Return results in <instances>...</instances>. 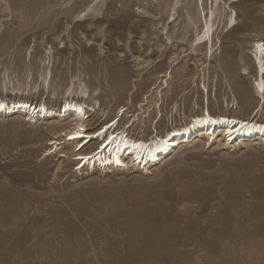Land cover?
<instances>
[{"label": "rangeland", "instance_id": "1", "mask_svg": "<svg viewBox=\"0 0 264 264\" xmlns=\"http://www.w3.org/2000/svg\"><path fill=\"white\" fill-rule=\"evenodd\" d=\"M212 8L211 48L197 38ZM263 38L264 0H0V98L59 107L72 88L97 107L91 130L120 112L142 139L208 106L264 121ZM25 115L0 116V264H264V139L197 134L150 172L93 173L71 146L48 153L67 121Z\"/></svg>", "mask_w": 264, "mask_h": 264}, {"label": "bare ground", "instance_id": "2", "mask_svg": "<svg viewBox=\"0 0 264 264\" xmlns=\"http://www.w3.org/2000/svg\"><path fill=\"white\" fill-rule=\"evenodd\" d=\"M218 2L219 0H212V3H215V5H217ZM213 16L214 12L212 8L211 14L205 15L204 28L206 30L201 36L199 35V37L197 38L199 44H210L211 48L213 47V29L215 25V20ZM231 24L233 25V23ZM254 45L256 47V50L254 51L255 58L253 57L252 60L256 67L257 85H254L255 94L252 98L254 103L259 102L257 105L258 107L261 102V99L264 100V38L255 40ZM48 74L49 73L45 72L42 75L45 83L48 81ZM1 89L2 85L0 84V90ZM84 92L86 93V91ZM208 92L209 90L207 89V93ZM237 92L239 98L242 101L246 100L249 97L248 92L243 89H238ZM82 98H84V96H82ZM63 100L64 101L59 107H49L46 105L45 102L35 103L29 101L28 99L0 98V116L26 113L25 116H27L31 120H35V117H45L46 119V116H48V118L51 117L50 119H52L51 121L53 122L54 127H58V125L63 126L61 122L67 121V125L64 126L61 130H59L60 133H56L55 137L50 140L48 145L52 147L48 149V153L53 152V147H56L55 150L59 149L58 145L61 144H66L64 148L71 146L70 148L72 149V156L74 157L73 159L78 160V163L75 164V167L80 170L86 168L88 171L92 170L93 173L95 171L102 170L115 171L130 168H137L138 170H141L142 164H146L144 166V169L142 170L150 172L151 168L157 165H151V162L156 161L158 162V164H160L163 163L167 159V157L173 156L175 153L181 150L183 146H185L183 144H185L186 141H189L193 138L192 134L195 131L193 129H196L198 125L203 124L205 122H215V115H221L222 117H225L226 119H223V121L229 124V126L227 125L228 128L234 125V123L236 122H238V124L241 126V128L236 131H233L232 127L228 130L229 133L236 134L246 132L249 134H257L259 132L264 136V121H260V118L258 119L259 110L255 113L254 116L251 115L249 118L237 119L242 117L239 115L229 116V114H214L215 112L212 114L208 106L207 112L204 111L202 114H196L195 116H193L192 120L189 123L174 127L171 130H168L164 135L157 134L152 138H143L147 140L145 141L142 138L136 139L130 133H127V135L125 136L126 129H120L119 124L116 122V120H122L124 114L120 115L119 112V114H117L115 118L103 123L99 128L91 130L92 128H89L88 121L91 116L90 112L93 110L96 111L97 107L95 108V105H91L89 104V102L87 103L84 99L75 100L74 90L72 88H68L66 90L65 99ZM263 109L264 101L262 105V110ZM29 115H31L32 117ZM227 116L232 119H228ZM85 117H87L88 120H85ZM38 119L40 120V118ZM235 127H237V125H235ZM219 131L221 132L222 130L218 129L217 133H220ZM205 134H209V130H207L206 128L202 133L198 134V136L200 137L201 135ZM188 137H190V139ZM199 137L194 140V145L192 146L201 147L202 145H208L211 142L208 140V138L204 136L200 138ZM131 138L134 139V141H131ZM53 139H55V141ZM255 139L258 138L256 137ZM263 139L264 137L262 138V140ZM106 140H108V144L106 143V145L101 148L100 146L98 147L99 144H104ZM216 140H218L219 142L221 139L217 137ZM216 140H214L211 144L217 143ZM246 140L247 139H241L240 144L238 145L248 144V141L246 142ZM80 143H83V147L79 151H76V148ZM95 143L97 146L91 149L90 146H93V144L95 145ZM189 144L190 143H188L187 146H189ZM222 144L225 143L223 142ZM233 146L235 147V144L231 147ZM97 148L100 149L96 151ZM186 149L187 147H184V150ZM59 152H61V156L66 157L68 155V151L65 149ZM121 152L124 155L127 154L129 159L121 157ZM134 156L138 157V161L141 159V162L139 161L137 163ZM79 164L81 165L79 166ZM96 165L101 166L103 169H99L98 167H96ZM79 173H81V171ZM223 238L224 236L222 234V239ZM215 243H217V241Z\"/></svg>", "mask_w": 264, "mask_h": 264}]
</instances>
